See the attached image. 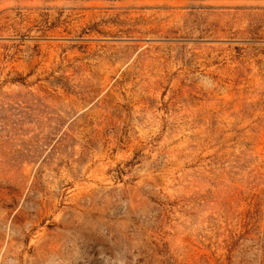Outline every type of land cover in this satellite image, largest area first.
Here are the masks:
<instances>
[{"label":"rangeland","instance_id":"rangeland-1","mask_svg":"<svg viewBox=\"0 0 264 264\" xmlns=\"http://www.w3.org/2000/svg\"><path fill=\"white\" fill-rule=\"evenodd\" d=\"M0 264H264V0H0Z\"/></svg>","mask_w":264,"mask_h":264}]
</instances>
